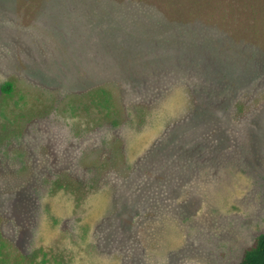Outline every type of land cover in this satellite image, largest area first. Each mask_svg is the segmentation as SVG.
<instances>
[{"label":"rangeland","instance_id":"rangeland-1","mask_svg":"<svg viewBox=\"0 0 264 264\" xmlns=\"http://www.w3.org/2000/svg\"><path fill=\"white\" fill-rule=\"evenodd\" d=\"M224 1L236 95L207 165L163 180L147 156L188 88L145 95L93 0H0V264L240 263L264 234V0Z\"/></svg>","mask_w":264,"mask_h":264},{"label":"trees","instance_id":"trees-1","mask_svg":"<svg viewBox=\"0 0 264 264\" xmlns=\"http://www.w3.org/2000/svg\"><path fill=\"white\" fill-rule=\"evenodd\" d=\"M93 2L94 23L101 30L109 25V44L114 46L110 52L117 50L115 44L120 45L126 71L145 95L157 101L173 86L184 85L192 96L190 114L169 127L151 156H147V166L158 175L153 179L169 180L161 175L165 167V176L173 179L178 177L173 170L191 173L200 157L207 165L210 144L216 139L210 136L212 124L228 115L236 95V78L229 68L227 52L231 42L246 40L241 28L245 26L243 19L233 17L232 23L233 19L224 12V0ZM233 26L234 34L230 30ZM129 37L132 40L120 44ZM136 57L139 61L135 64ZM4 91L10 92V84L4 86ZM214 110L219 114L213 115ZM199 130L204 140H192L198 138ZM160 150L163 151L157 154ZM239 264H264V234L258 235L244 251Z\"/></svg>","mask_w":264,"mask_h":264}]
</instances>
